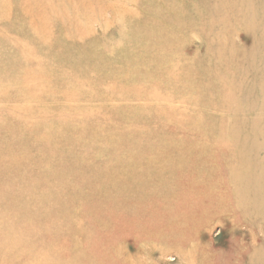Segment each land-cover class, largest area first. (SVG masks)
I'll return each instance as SVG.
<instances>
[{"label": "rangeland", "instance_id": "rangeland-1", "mask_svg": "<svg viewBox=\"0 0 264 264\" xmlns=\"http://www.w3.org/2000/svg\"><path fill=\"white\" fill-rule=\"evenodd\" d=\"M0 226V264H264V0H0Z\"/></svg>", "mask_w": 264, "mask_h": 264}, {"label": "bare ground", "instance_id": "bare-ground-1", "mask_svg": "<svg viewBox=\"0 0 264 264\" xmlns=\"http://www.w3.org/2000/svg\"><path fill=\"white\" fill-rule=\"evenodd\" d=\"M6 232H9V229L7 230V229H4L3 227L0 226V237H1V235H3V236L9 235V233H6ZM76 248L79 249V250H76ZM76 248L74 250L75 254L72 256V259L76 258L77 255L84 254L86 251L90 252V249H84L83 250V249L78 248L77 246H76ZM25 252L27 253L25 256L33 258L32 256L35 255L36 257L40 258V254H35L33 251H31V252L25 251ZM117 260H118V258H116V261ZM75 261H77V260H75Z\"/></svg>", "mask_w": 264, "mask_h": 264}]
</instances>
